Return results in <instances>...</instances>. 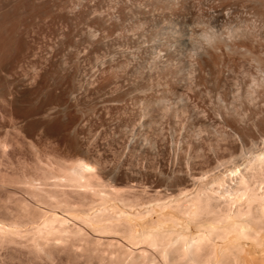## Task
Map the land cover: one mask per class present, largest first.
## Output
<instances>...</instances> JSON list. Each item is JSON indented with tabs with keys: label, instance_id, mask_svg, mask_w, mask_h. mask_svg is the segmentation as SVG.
I'll list each match as a JSON object with an SVG mask.
<instances>
[{
	"label": "rangeland",
	"instance_id": "rangeland-1",
	"mask_svg": "<svg viewBox=\"0 0 264 264\" xmlns=\"http://www.w3.org/2000/svg\"><path fill=\"white\" fill-rule=\"evenodd\" d=\"M37 149L144 201L264 150V0H0V219L49 210L12 183ZM11 246L0 264L75 263Z\"/></svg>",
	"mask_w": 264,
	"mask_h": 264
},
{
	"label": "bare ground",
	"instance_id": "bare-ground-1",
	"mask_svg": "<svg viewBox=\"0 0 264 264\" xmlns=\"http://www.w3.org/2000/svg\"><path fill=\"white\" fill-rule=\"evenodd\" d=\"M35 152L32 170L9 181L49 210L6 208L0 246L15 245L36 258L65 253L74 264H264V150L241 156L240 163L225 161L228 168L197 179L191 189L148 201L105 182L82 156ZM94 234L109 236L106 246L98 247ZM129 244L157 256L137 254Z\"/></svg>",
	"mask_w": 264,
	"mask_h": 264
}]
</instances>
